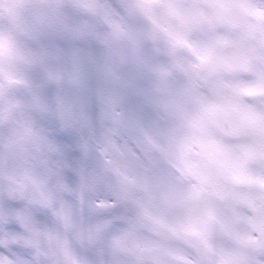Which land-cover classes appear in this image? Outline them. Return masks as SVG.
<instances>
[{
  "label": "clouds",
  "instance_id": "obj_1",
  "mask_svg": "<svg viewBox=\"0 0 264 264\" xmlns=\"http://www.w3.org/2000/svg\"><path fill=\"white\" fill-rule=\"evenodd\" d=\"M0 264H264V0H0Z\"/></svg>",
  "mask_w": 264,
  "mask_h": 264
}]
</instances>
